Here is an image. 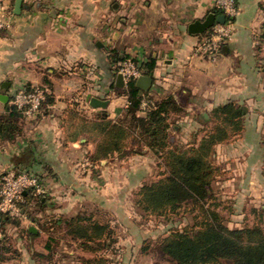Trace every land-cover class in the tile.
Instances as JSON below:
<instances>
[{"label": "crops", "instance_id": "1", "mask_svg": "<svg viewBox=\"0 0 264 264\" xmlns=\"http://www.w3.org/2000/svg\"><path fill=\"white\" fill-rule=\"evenodd\" d=\"M16 1L0 0V18L7 24L0 31V93L11 100L19 88L46 85L51 100L36 115L22 119L19 137L0 140V171L37 172L55 200L89 204L110 215L107 211L115 202L122 203L118 193L123 191L118 189L121 178L129 176L128 157L116 153L94 161L92 134L77 135V119L69 114L78 112L88 119L97 114L126 116L128 97L116 86L120 62L109 50L118 44L131 49L132 33H137L138 49H157L152 54L153 83L142 90L154 101L173 96L188 113L201 106L212 110L230 100L249 101L261 93L255 36L264 21V0H238L232 35L213 56L198 51L202 34H191L189 25L213 12L214 0H22L18 13ZM93 97L109 104L93 107ZM6 104L0 101V113ZM113 178L121 182L119 187L113 188ZM39 221L23 214L14 226L22 229L21 235L26 230L36 234H27L31 241L43 231ZM109 240L105 237L106 246L95 252L78 250L97 259L89 264H114Z\"/></svg>", "mask_w": 264, "mask_h": 264}, {"label": "rangeland", "instance_id": "2", "mask_svg": "<svg viewBox=\"0 0 264 264\" xmlns=\"http://www.w3.org/2000/svg\"><path fill=\"white\" fill-rule=\"evenodd\" d=\"M131 36V49L118 44L116 48L109 50V56L115 62L126 58L137 63L145 62V59L151 60L157 49L151 45L138 49L137 33H132ZM255 42L259 70L258 91L261 93L258 98L249 101L230 100L246 107L244 128L234 134L228 131L229 137L214 146L211 163L215 172L210 197L206 201L184 203L177 211L166 216L145 211L139 203L141 189L164 177L167 166L160 154L136 148L139 153L127 156L125 166L129 170V176L121 178L122 189H118L123 191L118 193L122 203L115 202L107 211L112 215L89 204L82 206V203L73 200H55L45 187L44 193L31 194L33 204L26 207V215L38 218L43 231L38 238L30 241L29 236L25 233L21 235L22 229H17L14 224L0 225V264H89L87 260L91 259L90 253L78 250L80 241L73 239L64 226L65 221L79 210L93 212L102 221H112L114 237L108 241V255H112L114 264H176L162 251L163 238L172 230L197 228V224L206 219L208 212H217L219 219L230 228H264V21L255 36ZM143 43L142 39L141 44ZM118 56H122L119 57L120 60ZM206 109L201 106L188 113L184 110L179 116H173L170 129L172 148L179 150L198 146L214 129L216 121L212 118L213 109ZM187 114V122H177ZM1 172L0 177L7 171ZM120 184L117 178L112 179L113 188ZM116 196L117 193L113 192V197ZM86 197L93 200L90 195ZM40 199L44 203H40ZM21 216L23 211L15 217ZM22 219L23 226L28 227L26 219ZM57 222H60L59 225ZM47 245L50 248L47 249Z\"/></svg>", "mask_w": 264, "mask_h": 264}, {"label": "trees", "instance_id": "3", "mask_svg": "<svg viewBox=\"0 0 264 264\" xmlns=\"http://www.w3.org/2000/svg\"><path fill=\"white\" fill-rule=\"evenodd\" d=\"M117 58L120 60L119 56ZM138 64L145 75L153 76V58ZM117 70L119 71V67ZM118 90L130 102L125 117L111 119L97 114L93 119H88L78 112L69 114L71 118L77 119V135L79 131L92 134L96 143L93 160L116 153L120 158H125L139 153L136 148L149 149L160 154L167 166L165 176L141 189L139 203L147 212L166 216L177 211L184 203L206 201L210 197V186L215 172L211 163L213 148L229 137L228 131L234 134L244 128L246 107L236 101L216 106L212 111V118L216 121L214 129L198 146L178 150L170 144L172 118L184 111L178 101L173 96L158 101L149 97L152 104L143 110L142 98L147 93L136 85L135 80L128 81ZM50 100L49 92L44 103ZM24 117L22 110L11 99L4 112L0 113V140L12 141L19 137ZM39 176L43 180V176ZM33 200L31 194L24 197L20 203L23 214L26 215V207L32 205ZM40 203H44V200L40 199ZM66 221V232L73 239L79 240L80 248L85 251L103 249L106 246L105 237H114L111 222L102 221L93 212L80 211ZM0 222V225H19L20 217L2 215ZM197 226L182 231L172 230L163 238L162 251L176 264H264V228H230L219 219L217 212H208L206 219ZM26 232L29 236L36 237V234L28 230ZM46 247L50 248L49 245ZM96 260L90 259L87 263Z\"/></svg>", "mask_w": 264, "mask_h": 264}, {"label": "built area", "instance_id": "4", "mask_svg": "<svg viewBox=\"0 0 264 264\" xmlns=\"http://www.w3.org/2000/svg\"><path fill=\"white\" fill-rule=\"evenodd\" d=\"M0 4V8H1ZM214 9L217 15L226 17L224 23L215 22L205 33L202 34L197 48L202 54H218L225 41L231 37L234 20L240 13L238 0H214ZM7 26L0 18V31ZM119 73H122L125 83L137 80L144 72L140 65L131 58L123 59L119 64ZM49 88L46 85L23 87L17 89L11 97L12 102L22 110L25 116H34L40 112ZM127 102L125 109L129 105ZM152 101L146 95L142 98L141 107L146 110ZM45 186L39 174L32 170L16 172L14 170L5 172L0 177V216L11 217L22 214L20 203L27 194L44 193Z\"/></svg>", "mask_w": 264, "mask_h": 264}, {"label": "water", "instance_id": "5", "mask_svg": "<svg viewBox=\"0 0 264 264\" xmlns=\"http://www.w3.org/2000/svg\"><path fill=\"white\" fill-rule=\"evenodd\" d=\"M22 0H17L15 4V12H19L21 10ZM226 21V17L223 14L217 15L215 12H210L204 20H195L189 25V32L191 34H203L205 33L211 26L215 24V22L224 23ZM153 83V78L148 75H142L140 78L136 80V85L143 91H148L150 86ZM7 83L3 84V88L7 90ZM126 85L124 77L122 73H118L116 79L117 87H124ZM0 101L3 103H8L10 101V97L7 94L0 93ZM109 104V100H104L98 97H93L91 99V105L93 107H107ZM33 230V229H32Z\"/></svg>", "mask_w": 264, "mask_h": 264}, {"label": "flooded vegetation", "instance_id": "6", "mask_svg": "<svg viewBox=\"0 0 264 264\" xmlns=\"http://www.w3.org/2000/svg\"><path fill=\"white\" fill-rule=\"evenodd\" d=\"M213 12H215V10Z\"/></svg>", "mask_w": 264, "mask_h": 264}]
</instances>
